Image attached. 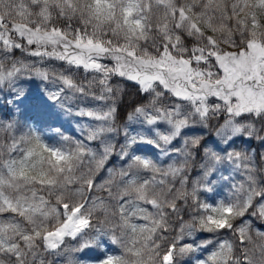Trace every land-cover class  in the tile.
<instances>
[{
  "label": "snow or ice",
  "instance_id": "obj_1",
  "mask_svg": "<svg viewBox=\"0 0 264 264\" xmlns=\"http://www.w3.org/2000/svg\"><path fill=\"white\" fill-rule=\"evenodd\" d=\"M0 264H264V0H0Z\"/></svg>",
  "mask_w": 264,
  "mask_h": 264
},
{
  "label": "trees",
  "instance_id": "obj_2",
  "mask_svg": "<svg viewBox=\"0 0 264 264\" xmlns=\"http://www.w3.org/2000/svg\"><path fill=\"white\" fill-rule=\"evenodd\" d=\"M130 91L132 92V94H134V89H131V87H130ZM77 255H80V254H77Z\"/></svg>",
  "mask_w": 264,
  "mask_h": 264
},
{
  "label": "rangeland",
  "instance_id": "obj_3",
  "mask_svg": "<svg viewBox=\"0 0 264 264\" xmlns=\"http://www.w3.org/2000/svg\"><path fill=\"white\" fill-rule=\"evenodd\" d=\"M66 127H68V126H66ZM223 194V193H222Z\"/></svg>",
  "mask_w": 264,
  "mask_h": 264
}]
</instances>
